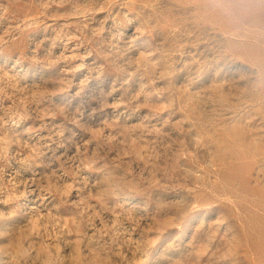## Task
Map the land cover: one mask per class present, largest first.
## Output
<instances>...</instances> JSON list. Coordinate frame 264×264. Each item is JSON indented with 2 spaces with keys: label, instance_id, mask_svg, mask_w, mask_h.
<instances>
[{
  "label": "rangeland",
  "instance_id": "obj_1",
  "mask_svg": "<svg viewBox=\"0 0 264 264\" xmlns=\"http://www.w3.org/2000/svg\"><path fill=\"white\" fill-rule=\"evenodd\" d=\"M0 264H264V0H0Z\"/></svg>",
  "mask_w": 264,
  "mask_h": 264
}]
</instances>
